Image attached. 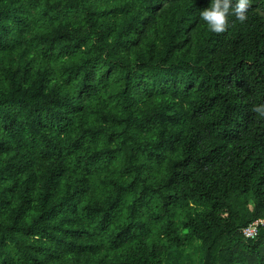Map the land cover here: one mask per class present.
<instances>
[{"label": "trees", "instance_id": "obj_1", "mask_svg": "<svg viewBox=\"0 0 264 264\" xmlns=\"http://www.w3.org/2000/svg\"><path fill=\"white\" fill-rule=\"evenodd\" d=\"M0 0V264H264V0Z\"/></svg>", "mask_w": 264, "mask_h": 264}, {"label": "clouds", "instance_id": "obj_2", "mask_svg": "<svg viewBox=\"0 0 264 264\" xmlns=\"http://www.w3.org/2000/svg\"><path fill=\"white\" fill-rule=\"evenodd\" d=\"M249 0H209L206 7L198 11L199 18L210 32L221 33L225 30L229 17L244 23ZM258 117H264V103L253 106Z\"/></svg>", "mask_w": 264, "mask_h": 264}, {"label": "built area", "instance_id": "obj_3", "mask_svg": "<svg viewBox=\"0 0 264 264\" xmlns=\"http://www.w3.org/2000/svg\"><path fill=\"white\" fill-rule=\"evenodd\" d=\"M261 226H264V219H255L242 229V235L246 238H253L257 235L258 229Z\"/></svg>", "mask_w": 264, "mask_h": 264}, {"label": "rangeland", "instance_id": "obj_4", "mask_svg": "<svg viewBox=\"0 0 264 264\" xmlns=\"http://www.w3.org/2000/svg\"><path fill=\"white\" fill-rule=\"evenodd\" d=\"M185 254H188L194 260L193 264H199V254L192 247H186ZM185 264H188V261Z\"/></svg>", "mask_w": 264, "mask_h": 264}]
</instances>
